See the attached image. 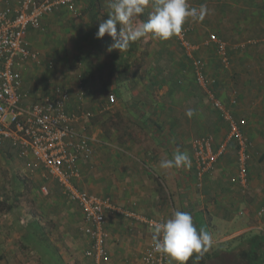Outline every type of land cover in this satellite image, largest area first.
<instances>
[{
	"label": "crops",
	"instance_id": "crops-1",
	"mask_svg": "<svg viewBox=\"0 0 264 264\" xmlns=\"http://www.w3.org/2000/svg\"><path fill=\"white\" fill-rule=\"evenodd\" d=\"M7 2L15 6L19 0H0V8ZM189 3L208 9L203 21L185 24L200 46L192 56L205 61V73L217 81L211 89L218 98L246 121L243 132L251 141L247 183L238 177L235 143L215 173L199 180L194 144L209 135L216 137L217 145L225 141L226 123L198 87L193 60L187 55L189 62L184 61L176 36L167 41L141 38L121 53L109 51L112 40L107 34L96 38L99 24L111 11L109 4L77 0L80 16L60 10L43 19L44 31L31 30L28 42L43 63L24 65V89L51 95L64 87L71 96L70 108L92 113L79 125L95 150L81 163L82 177L75 182L80 189L144 217L168 219L176 210L190 212L194 225H203L214 245L221 246L215 253L236 250L234 241L241 237L244 250L251 252L262 246L257 237L264 233V0ZM150 12L149 7L140 19L146 21ZM212 35L227 44L229 66L215 45H204ZM110 94L117 100L106 109ZM188 109L193 110L191 118ZM177 150L189 156L191 167L161 169L160 161ZM6 174L13 199L21 204L8 202L0 193V264H95L85 255L90 242L83 233V213L57 180L37 166L31 154L22 155L9 143L0 149V189L6 186ZM161 185L166 194L159 191ZM29 225L35 226V241L45 238L49 244L52 251L44 253L52 255L51 260L29 257L41 250L26 248ZM234 225L237 230H229ZM106 229L110 258L103 264H146L152 229L111 213ZM79 243L83 261H69L66 253ZM215 253L201 264H214Z\"/></svg>",
	"mask_w": 264,
	"mask_h": 264
},
{
	"label": "built area",
	"instance_id": "built-area-1",
	"mask_svg": "<svg viewBox=\"0 0 264 264\" xmlns=\"http://www.w3.org/2000/svg\"><path fill=\"white\" fill-rule=\"evenodd\" d=\"M93 1L109 4V0ZM64 9L80 16L77 0H19L15 6L7 2L0 8V149L9 143L22 155L31 154L36 165L42 166L50 177L57 180L67 197L83 213V233L90 242L85 255L95 264H103L110 258L106 229L109 213L141 223L152 230L154 221L166 219L144 217L133 209L116 205L108 197L80 189L75 182L82 177L81 163L92 157L95 150L92 138L82 133L79 125L92 113L80 107L70 108L71 96L64 87H58L51 95L33 94L31 90L24 89V65L31 62L42 66L43 63L39 52L33 50L28 42L29 32L44 31L43 19ZM191 34L192 29L184 25L182 33L177 36L187 55H194L200 49V46L191 43ZM206 44L215 45L223 63L230 65L229 49L222 39L212 35ZM193 64L198 84L228 129L225 141L218 145L214 135L195 142L198 178L202 181L212 176L219 161L228 153L229 146L235 143L238 177L242 183H247L251 141L243 132L246 121L238 119L234 110L211 89L217 81L208 78L206 63L194 59ZM116 100L117 95L110 94L106 109ZM235 103L236 100L231 101L232 105ZM144 261L146 264H169L170 259L155 253L151 244L145 252Z\"/></svg>",
	"mask_w": 264,
	"mask_h": 264
},
{
	"label": "clouds",
	"instance_id": "clouds-1",
	"mask_svg": "<svg viewBox=\"0 0 264 264\" xmlns=\"http://www.w3.org/2000/svg\"><path fill=\"white\" fill-rule=\"evenodd\" d=\"M109 7L111 11L99 24L96 38L103 39L107 34L112 40L109 51L119 50L120 53L141 38L151 36L167 41L179 36L186 23L203 21L208 12L206 5L192 7L189 0H109ZM149 7L148 19L141 20ZM193 114L192 109L186 112L189 118ZM159 167L164 170L190 168L191 160L186 153L177 150L171 158L161 160ZM153 224V251L167 256L173 264H187L194 255L193 264H198L214 246L213 235L203 228L198 230L190 212L176 210L170 218Z\"/></svg>",
	"mask_w": 264,
	"mask_h": 264
},
{
	"label": "rangeland",
	"instance_id": "rangeland-1",
	"mask_svg": "<svg viewBox=\"0 0 264 264\" xmlns=\"http://www.w3.org/2000/svg\"><path fill=\"white\" fill-rule=\"evenodd\" d=\"M189 27V26H188ZM177 37V36H176ZM192 37V38H191ZM191 37H190V41H191V43L192 44H195V45H198L197 43H194L195 42V40H194V37H193V29H192V34H191ZM178 40V39H177ZM207 43V41L205 42V46H209V45H207L206 44ZM180 44V43H179ZM181 46V45H180ZM151 47H152V45H151ZM182 47V46H181ZM181 49V48H180ZM182 50V49H181ZM184 50V49H183ZM184 52V51H183ZM197 53V52H196ZM201 53V50L199 51V53L198 54H200ZM193 55V54H192ZM192 55H188L192 60H193V62H194V59H200V58H197V57H193ZM194 55H196V54H194ZM183 57H184V61H186V62H189V60H188V58H187V54L184 52V55H183ZM194 58V59H193ZM202 60V59H201ZM202 61H204V60H202ZM205 62V61H204ZM74 69H77V67H74ZM73 69V70H74ZM206 69H207V65H206ZM208 76V78H211L209 75H207ZM197 84H198V82H197ZM198 87L201 89V91H203L204 93H205V91H204V89L198 84ZM198 88V89H199ZM199 89V90H200ZM5 180H6V186L4 187V188H1L0 189V193H2V197L3 198H5V200H8V202L9 201H12L13 203H17V205H20L21 204V202H20V200L18 199V200H15V199H13L14 197H13V194L11 193V191H10V189H9V183H10V180H9V177H8V175L6 174V177H5ZM158 189H159V191H161V192H163L164 194H166L165 193V190H164V187H163V185H161V187H158ZM168 189V188H167ZM169 190H171V189H168L167 191H169ZM173 190V189H172ZM174 191V190H173ZM175 193V192H174ZM179 194V193H178ZM177 194V195H178ZM166 198V197H165ZM7 205H9V204H7ZM179 207L181 208V206L179 205ZM0 218H2V216H0ZM154 218V217H153ZM125 219V218H124ZM222 226H224V224H221ZM221 225L218 227L219 228V230L222 232L223 230H222V227H221ZM2 226V225H1ZM34 226V225H33ZM32 225H29V226H27V228H28V233L29 234H26L25 236H24V238H25V242H26V244L28 245V246H26V248H30V247H33L34 246V248H36V249H38V248H41V250H40V252L37 254V253H29V257L30 258H33L34 257V255H39L38 257H41V259H43V260H51V258H52V255H50V254H47L46 252L44 253V250H51L50 248H49V246H47V245H49V244H47L45 241V238L44 239H42L41 240V238H39V237H37V240L35 241L34 240V235H35V232H33V230L35 229V226L33 227ZM224 227H227V226H224ZM202 228H204V226L202 225ZM229 228V230H237V226L236 225H234V226H232V227H228ZM149 229V228H148ZM7 236L8 237H13L12 236V233H11V231H8L7 232ZM40 243V244H39ZM47 244V245H46ZM219 243H216V245H214L209 251H208V253H209V255H213L215 252H216V250L217 249H219V248H221V246L220 245H218ZM80 245H81V243H79V244H77V245H74L73 246V248L70 250L71 252H69V254L68 253H66V252H64V253H66V258L69 260V261H74V262H77V263H80L81 261H83L82 259V250H79L78 249V247H80ZM218 245V246H217ZM225 248V250L227 249V246H222V249H224ZM232 248V247H231ZM234 248L236 249V250H234V251H236V252H241V251H244V242H243V239H242V237L238 240V238H236V240L234 241ZM31 251V250H30ZM52 251V250H51ZM54 251V250H53ZM233 251V250H232ZM25 253H27V251H24ZM31 254H33L32 256H31ZM263 258H264V256H263ZM91 259V258H90ZM217 259V258H216ZM93 260V259H92ZM217 261V262H216ZM212 262L210 261V263H208V264H211ZM169 264H173V262L170 260L169 261ZM214 264H229V260H228V258H226V256H224V262H222V260L220 261V260H215V262H214Z\"/></svg>",
	"mask_w": 264,
	"mask_h": 264
},
{
	"label": "trees",
	"instance_id": "trees-1",
	"mask_svg": "<svg viewBox=\"0 0 264 264\" xmlns=\"http://www.w3.org/2000/svg\"><path fill=\"white\" fill-rule=\"evenodd\" d=\"M7 208L10 209V206L7 205ZM258 238H260V242H261L260 244H262V246L261 247L257 246V249L254 251H251V252L246 251V250L241 251V252L229 251V253H225L224 251H222L221 253H215V257L218 260L220 261L222 260V262H224V256H226V258H228L229 260V264H242V261H245L244 263H247V264H259L260 258H263L264 256V233L262 236L257 237V239ZM219 254L221 255L219 256ZM194 258H195V255L193 258L189 259L187 264H193ZM203 259H206V260L210 259V255L208 252L204 254ZM199 262L201 264V259L199 260Z\"/></svg>",
	"mask_w": 264,
	"mask_h": 264
}]
</instances>
